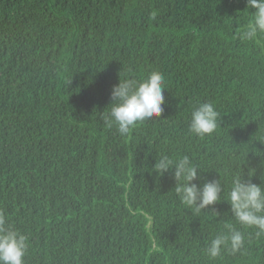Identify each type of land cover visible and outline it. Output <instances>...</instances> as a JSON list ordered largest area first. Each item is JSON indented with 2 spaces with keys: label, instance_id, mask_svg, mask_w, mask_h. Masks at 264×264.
I'll return each mask as SVG.
<instances>
[{
  "label": "trees",
  "instance_id": "1",
  "mask_svg": "<svg viewBox=\"0 0 264 264\" xmlns=\"http://www.w3.org/2000/svg\"><path fill=\"white\" fill-rule=\"evenodd\" d=\"M249 16L247 0H0V212L29 238L25 264H264V237L240 225L245 250L209 258L230 204L195 214L175 169L154 171L186 154L201 178L264 182V36L237 35ZM152 70L164 111L122 137L102 119L112 88ZM203 101L221 121L201 139L188 123Z\"/></svg>",
  "mask_w": 264,
  "mask_h": 264
},
{
  "label": "clouds",
  "instance_id": "2",
  "mask_svg": "<svg viewBox=\"0 0 264 264\" xmlns=\"http://www.w3.org/2000/svg\"><path fill=\"white\" fill-rule=\"evenodd\" d=\"M247 9H250L249 19L238 29L237 35L242 40L258 42L264 36V0H247ZM166 88L165 78L158 70H152L139 79L127 75L122 77L120 72V82L111 91L112 102L102 113L104 123L108 128L115 126L122 137L130 135L138 124L163 113ZM220 121V113L213 102H197L190 113L188 132L203 139L217 131ZM257 139L264 142V131L261 129ZM260 167L264 168V161ZM172 168L175 169L177 182L175 193L181 203L195 214H201L220 201L226 200L230 204L233 220L224 223L223 230L207 243L205 252L209 258H220L224 251L236 254L245 250V232L237 225L243 229H255L257 237H264V182H253L256 168L247 172L246 179L241 167L232 172L225 183L223 176L211 180L201 178L198 169L204 167L189 155L173 158L159 153L154 171L162 175ZM201 179L203 183H197ZM260 179L264 181V173H261ZM28 250V236L0 212V264H25Z\"/></svg>",
  "mask_w": 264,
  "mask_h": 264
}]
</instances>
